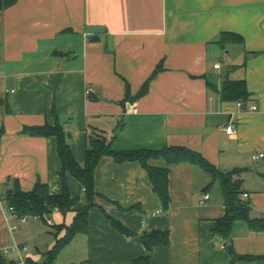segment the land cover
Returning <instances> with one entry per match:
<instances>
[{"label": "crops", "instance_id": "0c3cea01", "mask_svg": "<svg viewBox=\"0 0 264 264\" xmlns=\"http://www.w3.org/2000/svg\"><path fill=\"white\" fill-rule=\"evenodd\" d=\"M226 80L244 83L245 102L221 99ZM54 123L79 164L102 136L114 152L184 147L221 173L240 171V199L263 218L264 158L252 156L264 153V0H15L0 9V264H15L3 253L13 241L27 247L28 264H42L75 217H6L10 189L41 183L60 193L55 137L22 134ZM66 183L81 207L82 186L70 175ZM94 193L87 231L52 264H131L147 253L137 238L153 230L167 231L168 244L150 252V264H229L231 253L255 258L233 264H264V232L238 220L230 245L212 234L223 193L198 165L169 166L166 210L138 162L103 156Z\"/></svg>", "mask_w": 264, "mask_h": 264}, {"label": "trees", "instance_id": "16d2710c", "mask_svg": "<svg viewBox=\"0 0 264 264\" xmlns=\"http://www.w3.org/2000/svg\"><path fill=\"white\" fill-rule=\"evenodd\" d=\"M15 0H1L0 9L13 4ZM222 40L240 42L241 38L236 35L222 36ZM159 69V68H158ZM157 70L155 71V73ZM154 73V74H155ZM153 76V75H152ZM152 78V77H151ZM148 82L140 89L138 96L145 94ZM222 100L246 101L248 94L242 81L226 80L220 90ZM23 135L30 136H53L56 139V151L60 160L59 179L61 191L58 194H51L45 184L37 183L29 192H23L19 188L8 191L7 203L14 211L21 216H35L44 220L52 211L57 210L66 214L75 210L76 214L70 226L65 228L64 235L55 241L52 249L47 253L42 264H52L56 255L70 240L79 233H85L88 227V212L94 207V170L98 161L103 156L113 158L115 162H138L146 172L154 193L158 196L162 209L166 210L169 204V166L189 163L200 166L206 173L214 179H219L224 198V215L216 221L213 235L222 238L228 245L231 244L230 231L235 221L241 220L246 223L253 232H264V218L257 219L249 216L250 208L240 199L242 193L240 189L241 180L238 178L240 171L221 173L214 169L200 154L184 147L165 148L159 151H130L114 152L111 150L110 142L102 136L91 139L84 154V161L79 164L65 141L63 132L57 123L53 126L44 125L41 127L28 128L22 130ZM160 159L165 162V166H153L151 160ZM66 175L72 176L83 188V205L77 208L79 199L71 197L66 183ZM111 225L125 236H133L125 226L118 221L109 218ZM144 246L146 255L134 259L131 264H150V252L157 246L168 244V232L153 230L142 233L138 238ZM251 256H236L230 254L229 264L238 261H252Z\"/></svg>", "mask_w": 264, "mask_h": 264}, {"label": "built area", "instance_id": "2783aa9c", "mask_svg": "<svg viewBox=\"0 0 264 264\" xmlns=\"http://www.w3.org/2000/svg\"><path fill=\"white\" fill-rule=\"evenodd\" d=\"M214 67L218 68L219 65H215ZM89 93H90V90H87L86 94H89ZM242 105H243V103L240 101L238 103V106L241 107ZM256 110H257L256 106H250V107L247 108V111H249V112H253V111H256ZM225 132L228 135L234 134L235 133L234 127L232 125L227 126L225 128ZM252 158L254 160H257V159H260V158H264V153H259L257 155H253ZM242 197L246 198L247 194H242ZM206 199H208L207 195L204 196V200H206ZM13 215H15V211H14V209L12 207H9L7 209V212H6V217L7 216H13ZM260 215L264 218V209H262L260 211ZM49 224H51V222H49ZM221 249H225V247L221 246ZM26 250H27L26 246L18 244V243L13 241L8 247L4 248L3 253H4V255H7L8 253H14L15 254V258H14V263L15 264H28L27 260L25 259V257L22 254Z\"/></svg>", "mask_w": 264, "mask_h": 264}, {"label": "water", "instance_id": "95a60500", "mask_svg": "<svg viewBox=\"0 0 264 264\" xmlns=\"http://www.w3.org/2000/svg\"><path fill=\"white\" fill-rule=\"evenodd\" d=\"M227 251H228L229 253H231V246H228V247H227Z\"/></svg>", "mask_w": 264, "mask_h": 264}, {"label": "rangeland", "instance_id": "374dc122", "mask_svg": "<svg viewBox=\"0 0 264 264\" xmlns=\"http://www.w3.org/2000/svg\"><path fill=\"white\" fill-rule=\"evenodd\" d=\"M60 260H61V259H59V261H60ZM54 264H56L55 261H54Z\"/></svg>", "mask_w": 264, "mask_h": 264}]
</instances>
